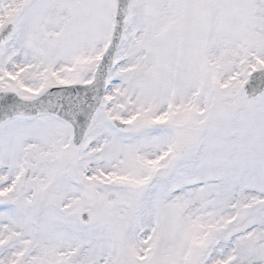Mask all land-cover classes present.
<instances>
[{
  "label": "snow or ice",
  "instance_id": "1",
  "mask_svg": "<svg viewBox=\"0 0 264 264\" xmlns=\"http://www.w3.org/2000/svg\"><path fill=\"white\" fill-rule=\"evenodd\" d=\"M0 264H264V0H0Z\"/></svg>",
  "mask_w": 264,
  "mask_h": 264
}]
</instances>
